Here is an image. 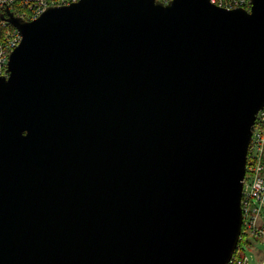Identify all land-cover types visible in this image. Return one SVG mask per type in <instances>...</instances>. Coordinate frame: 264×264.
<instances>
[{"label": "water", "instance_id": "water-1", "mask_svg": "<svg viewBox=\"0 0 264 264\" xmlns=\"http://www.w3.org/2000/svg\"><path fill=\"white\" fill-rule=\"evenodd\" d=\"M78 0L0 76V264H229L264 108V0Z\"/></svg>", "mask_w": 264, "mask_h": 264}, {"label": "built area", "instance_id": "built-area-1", "mask_svg": "<svg viewBox=\"0 0 264 264\" xmlns=\"http://www.w3.org/2000/svg\"><path fill=\"white\" fill-rule=\"evenodd\" d=\"M78 0H0V27L3 31L0 37V76H8V61L10 54L20 44L18 31L2 17L6 16V8L12 15L30 22L38 19L49 7L69 5ZM167 4L170 0H160ZM17 3V6H15ZM210 3L226 11L244 9L250 11V0H210ZM264 108L257 115L252 129V137L248 147L246 172L243 180L241 196L242 227L239 242L243 236L253 234V239L264 237V228L258 225L260 212L264 208ZM238 245L229 264H247V259ZM247 244H249L247 242Z\"/></svg>", "mask_w": 264, "mask_h": 264}, {"label": "rangeland", "instance_id": "rangeland-1", "mask_svg": "<svg viewBox=\"0 0 264 264\" xmlns=\"http://www.w3.org/2000/svg\"><path fill=\"white\" fill-rule=\"evenodd\" d=\"M259 224L261 228H264V208L260 212ZM248 232L250 231H247V236H243L239 242L241 251L247 259V264H264V237L253 239V234Z\"/></svg>", "mask_w": 264, "mask_h": 264}, {"label": "trees", "instance_id": "trees-1", "mask_svg": "<svg viewBox=\"0 0 264 264\" xmlns=\"http://www.w3.org/2000/svg\"><path fill=\"white\" fill-rule=\"evenodd\" d=\"M15 6H17V3H15ZM6 13V12H5ZM0 16H3L2 14H1V10H0ZM2 34H3V31L1 30V27H0V37L2 36ZM263 162H264V158H263Z\"/></svg>", "mask_w": 264, "mask_h": 264}]
</instances>
